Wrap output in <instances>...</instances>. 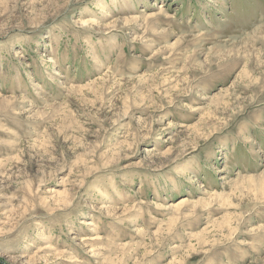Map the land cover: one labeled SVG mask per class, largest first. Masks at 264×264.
Wrapping results in <instances>:
<instances>
[{"label":"rangeland","instance_id":"1","mask_svg":"<svg viewBox=\"0 0 264 264\" xmlns=\"http://www.w3.org/2000/svg\"><path fill=\"white\" fill-rule=\"evenodd\" d=\"M0 264H264V0H0Z\"/></svg>","mask_w":264,"mask_h":264}]
</instances>
